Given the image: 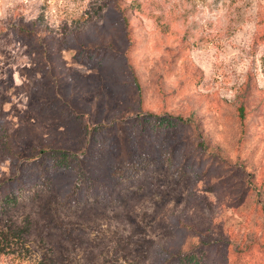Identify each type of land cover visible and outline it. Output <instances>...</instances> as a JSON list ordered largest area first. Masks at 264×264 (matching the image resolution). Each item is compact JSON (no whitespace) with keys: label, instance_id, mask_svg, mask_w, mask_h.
Listing matches in <instances>:
<instances>
[{"label":"rangeland","instance_id":"374dc122","mask_svg":"<svg viewBox=\"0 0 264 264\" xmlns=\"http://www.w3.org/2000/svg\"><path fill=\"white\" fill-rule=\"evenodd\" d=\"M147 114L185 126L143 146ZM99 132L84 174L105 194L72 203L79 173L23 168ZM139 150L150 167L114 180ZM20 186L36 194L0 203V264H264V0H0V194Z\"/></svg>","mask_w":264,"mask_h":264},{"label":"trees","instance_id":"16d2710c","mask_svg":"<svg viewBox=\"0 0 264 264\" xmlns=\"http://www.w3.org/2000/svg\"><path fill=\"white\" fill-rule=\"evenodd\" d=\"M90 57V56H89ZM80 59H83L80 56ZM185 126V122L182 119L168 117V116H155V115H144L139 116L134 120L133 133L137 137L139 142H143V146L151 142V139L163 136L166 138L173 139L176 133L181 131ZM153 136V137H151ZM106 138L103 133H97L96 150H92L89 156L77 157L76 155L63 150H47L41 152L38 159L23 164V168L32 177L41 182V185L47 186L48 174L51 172L58 171H75L81 175L79 182L75 185L71 194L70 201L72 203L82 202L91 197L95 193L105 194L106 188L104 184L98 181L92 180L91 177L84 174V168L86 164L101 163L105 156ZM164 140L158 141L153 139L154 143H164ZM166 142V141H165ZM169 154H165L163 157L164 163L168 167L174 165V147L169 144ZM138 151V156L135 162L120 164L113 168L112 177L114 180H125L128 176L136 177L143 173L148 167H150L153 160H149V156ZM179 177H182L186 172L183 168L176 170ZM130 173V174H129ZM36 191L30 187L20 186L13 192L0 194V203L6 201L7 204L13 203L31 195H35ZM208 252L203 249H196L188 253L171 258L165 264H207ZM233 264H256L243 261L235 262Z\"/></svg>","mask_w":264,"mask_h":264}]
</instances>
